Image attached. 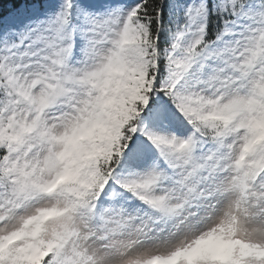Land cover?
Masks as SVG:
<instances>
[{
    "label": "snow or ice",
    "instance_id": "snow-or-ice-1",
    "mask_svg": "<svg viewBox=\"0 0 264 264\" xmlns=\"http://www.w3.org/2000/svg\"><path fill=\"white\" fill-rule=\"evenodd\" d=\"M0 264H264V0H0Z\"/></svg>",
    "mask_w": 264,
    "mask_h": 264
}]
</instances>
